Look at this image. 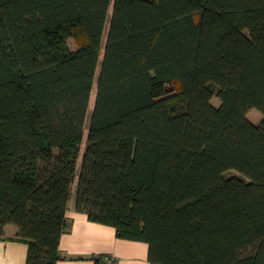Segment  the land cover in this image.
<instances>
[{
  "label": "trees",
  "instance_id": "1",
  "mask_svg": "<svg viewBox=\"0 0 264 264\" xmlns=\"http://www.w3.org/2000/svg\"><path fill=\"white\" fill-rule=\"evenodd\" d=\"M73 198L150 264H264V0H0V241L64 260Z\"/></svg>",
  "mask_w": 264,
  "mask_h": 264
},
{
  "label": "crops",
  "instance_id": "2",
  "mask_svg": "<svg viewBox=\"0 0 264 264\" xmlns=\"http://www.w3.org/2000/svg\"><path fill=\"white\" fill-rule=\"evenodd\" d=\"M67 217L70 230L61 239L60 250L64 260L57 264H96L97 256L107 255L116 264H150L149 246L142 242L121 240L113 227L91 222L87 215L75 210V198L69 204ZM18 230L5 229V240L0 241V264H27L29 247L14 241Z\"/></svg>",
  "mask_w": 264,
  "mask_h": 264
},
{
  "label": "rangeland",
  "instance_id": "3",
  "mask_svg": "<svg viewBox=\"0 0 264 264\" xmlns=\"http://www.w3.org/2000/svg\"><path fill=\"white\" fill-rule=\"evenodd\" d=\"M108 29H109V24L107 25V29H106V31H105V38H104L105 41H106V36H107V34H108ZM69 44H70V47H71L72 50H75V49H76L75 44H74V42H73L72 40L69 42ZM212 105H213L215 108H219V107H220V101H219L217 98H214V99L212 100ZM92 112H93V101H92V103H91V107H90V109H89L88 116H87V122H86V127H87V128H86V130H85V141H86V136H87V134H88V127H89V125H90V121H91V117H92ZM248 119H249V121H250L251 123H253L254 125H260L261 122H262V120H263V117H262V115H261L258 111L253 110V111H251V112L249 113V115H248ZM85 141H84V144H83V146H82V152H81V155H82L83 152H84ZM228 175H229V176H233V175H236V173H235V172H231V173H229ZM102 256H107V255H102ZM102 256H97V257H102Z\"/></svg>",
  "mask_w": 264,
  "mask_h": 264
},
{
  "label": "built area",
  "instance_id": "4",
  "mask_svg": "<svg viewBox=\"0 0 264 264\" xmlns=\"http://www.w3.org/2000/svg\"><path fill=\"white\" fill-rule=\"evenodd\" d=\"M97 258L102 260L105 264H116V260L111 256H102Z\"/></svg>",
  "mask_w": 264,
  "mask_h": 264
}]
</instances>
